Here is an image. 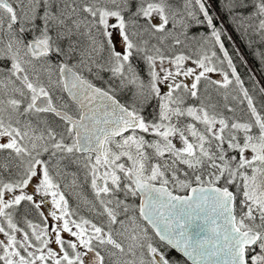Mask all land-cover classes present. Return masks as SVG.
<instances>
[{
    "label": "snow or ice",
    "instance_id": "obj_1",
    "mask_svg": "<svg viewBox=\"0 0 264 264\" xmlns=\"http://www.w3.org/2000/svg\"><path fill=\"white\" fill-rule=\"evenodd\" d=\"M222 3L264 48V0ZM212 8L0 0V264H264V101Z\"/></svg>",
    "mask_w": 264,
    "mask_h": 264
},
{
    "label": "trees",
    "instance_id": "obj_2",
    "mask_svg": "<svg viewBox=\"0 0 264 264\" xmlns=\"http://www.w3.org/2000/svg\"><path fill=\"white\" fill-rule=\"evenodd\" d=\"M210 2L226 27L225 36L223 37L225 47L233 56V63L236 65L241 79L245 81V87L249 88L250 94L253 95L257 106L260 107L261 102L264 101V97L261 96L258 90L259 87L264 86V62L261 61L260 53L264 51V48L260 46L257 37H254L253 43L249 44L248 39L241 34L236 24L232 23V18L224 11L222 0H210ZM200 31L203 32L204 29H200ZM232 41H234L242 56L234 48ZM256 81L260 83L256 84Z\"/></svg>",
    "mask_w": 264,
    "mask_h": 264
},
{
    "label": "rangeland",
    "instance_id": "obj_3",
    "mask_svg": "<svg viewBox=\"0 0 264 264\" xmlns=\"http://www.w3.org/2000/svg\"><path fill=\"white\" fill-rule=\"evenodd\" d=\"M212 12H213V15H214V16H218L217 12H215L213 8H212ZM218 17H219V16H218ZM218 25H219V27L223 28V29L225 30V32H226V27H225V25L223 24V22H222L220 19H219V21H218ZM232 43H233V45H234V48H236V46H235V44H234L233 41H232ZM116 44H117V47H118V48H122V47H123L122 43H120V40H119V36H118V34H117V38H116Z\"/></svg>",
    "mask_w": 264,
    "mask_h": 264
},
{
    "label": "flooded vegetation",
    "instance_id": "obj_4",
    "mask_svg": "<svg viewBox=\"0 0 264 264\" xmlns=\"http://www.w3.org/2000/svg\"><path fill=\"white\" fill-rule=\"evenodd\" d=\"M70 203H72L73 204V206L75 205V202H74V200L73 199H71L70 198ZM46 212L49 210L48 208H47V206H45V209H44ZM32 219H34V220H36L37 219V217H36V214L35 213H33V215H32ZM50 223H51V221H50Z\"/></svg>",
    "mask_w": 264,
    "mask_h": 264
},
{
    "label": "water",
    "instance_id": "obj_5",
    "mask_svg": "<svg viewBox=\"0 0 264 264\" xmlns=\"http://www.w3.org/2000/svg\"><path fill=\"white\" fill-rule=\"evenodd\" d=\"M236 49L239 51L238 47H236ZM239 54H240V56H242V53L240 51H239ZM214 78H219V77L214 76Z\"/></svg>",
    "mask_w": 264,
    "mask_h": 264
}]
</instances>
